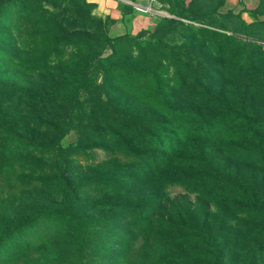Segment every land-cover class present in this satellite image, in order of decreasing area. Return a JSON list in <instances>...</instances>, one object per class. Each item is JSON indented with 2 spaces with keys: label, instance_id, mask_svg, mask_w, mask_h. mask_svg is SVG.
I'll use <instances>...</instances> for the list:
<instances>
[{
  "label": "rangeland",
  "instance_id": "obj_1",
  "mask_svg": "<svg viewBox=\"0 0 264 264\" xmlns=\"http://www.w3.org/2000/svg\"><path fill=\"white\" fill-rule=\"evenodd\" d=\"M132 1L185 24L114 35L96 3L0 4V264H264V26L227 0H198L199 21ZM88 44L120 55L96 58L94 94L77 84ZM50 131L70 155L38 154ZM148 133L180 146L144 178L119 149L147 160Z\"/></svg>",
  "mask_w": 264,
  "mask_h": 264
},
{
  "label": "trees",
  "instance_id": "obj_2",
  "mask_svg": "<svg viewBox=\"0 0 264 264\" xmlns=\"http://www.w3.org/2000/svg\"><path fill=\"white\" fill-rule=\"evenodd\" d=\"M11 1H13V0H1L0 4L6 5ZM77 1H83L89 5L94 3L92 1H87V0H77ZM186 1L187 0H182V3H181V11L182 12H180V11L175 12V9H173V8L170 9L171 12H173L176 16H179L182 18H188L189 20L199 21L201 18V15L199 13H197V11L195 10V6L198 5V0H190L187 2ZM218 5L223 6V1L218 2ZM184 12H188L189 14L184 15L183 14ZM89 13H91V10L89 11ZM257 13L264 14V10H262V0H261L260 6L258 7V9L252 11V14H254V15H256ZM204 23H207V22L204 21ZM252 23H260L261 25L264 26L263 20H258V21L252 22ZM252 23H249V24H252ZM170 24L184 25L185 23L183 20H178L175 18H167L166 16H163L161 21L156 25L154 32L160 31L163 29L164 26L170 25ZM199 29H200L201 33H208V32H215L216 33V31H212L207 27H201ZM146 31H148V30H142L139 32V34L146 32ZM222 35L224 37V44H228V38H230V35H224V34H222ZM125 37H127V36H125V35L121 36V37H119V39L122 40ZM104 39H105L106 44L115 46V44H114L115 38L112 39L109 36H105ZM86 43H88V41H86ZM224 44L220 50H225L224 47H227V46ZM88 46H89V50H88V52L84 58L82 68L77 75V80H78L77 84L80 88V91H84V92L89 93V94H94L95 93V87H96L97 83H95L96 77H92L93 72H91V69H92V67L96 61V58L98 57L99 61H101V62L110 63L111 60L118 58V56H120V55H118V56L111 55L108 57H102L98 53L93 54L92 53L93 47L89 44H88ZM242 63H243V65L246 64L248 69H251L253 73H255L257 71L253 62H251L250 58H248L246 61H243ZM218 65L223 66L221 63H218ZM243 65L241 67H243ZM233 71L235 72V70H232V69L229 70V72L232 73V75L234 74ZM188 74H190V72ZM240 75H241V71L238 72V74L236 76H240ZM241 101L242 102L240 103L239 107H240V110L243 111L246 108V106H245L246 102L244 99H241ZM222 117L224 118L225 116H222ZM39 120L41 122V124H40L41 128L44 127L45 125H49V122H47L41 118H39ZM182 127L188 128L189 130L194 128L193 120L185 118V120L183 121ZM43 131H46V130H42L41 132H43ZM58 135H59L58 132L56 133V132L50 131L46 135L47 137L38 136L37 138H35L36 146H38V150H39L38 154L44 155V156L45 155L56 156V155H59L62 153L65 156L70 155L73 150L71 148L67 149V148L63 147V145L60 143L61 136L60 135L58 136ZM165 140H168L171 142V147H169V151H170L169 153H174L179 149L178 148L180 146V145L178 146L179 142L177 144H174L173 143L174 141L172 140V138H170L169 134H165ZM175 146H177V147H175ZM135 147H136L135 150L148 148L147 154L149 156H147V158H146L147 160H143V156H140L137 151L135 153L132 146H122L119 149L120 152L119 151L118 152H119V154L121 153V154L125 155V153H123V152H124V150H126L129 154H131V156H129V157H131L133 162H136L137 166L139 168L146 169L143 172L144 178L145 177H147V178L156 177L157 175L161 174L165 164L167 162H170V160L168 158L169 153L167 152V154H162L163 151L168 150L167 144H165L164 142L162 143L161 138L159 136H157L156 134L148 133L144 137L141 146H135ZM138 158H140V159L138 160ZM178 159L180 160V163L182 164V166H188L191 164V163H189V161H191V158L188 157L187 155H180V156H178ZM153 165H155V166H153ZM63 175H65V170L63 172ZM173 181L174 180L171 179L170 183H173ZM202 184H203V182L200 181L199 182L200 187H202ZM208 186H205V184H204L205 188H209ZM236 189H237L236 190L237 193L243 192L245 190L241 186H237ZM200 191H202V190H200ZM244 193H246V192H244ZM73 201L74 200H72V202ZM64 211L65 210H63V212Z\"/></svg>",
  "mask_w": 264,
  "mask_h": 264
},
{
  "label": "crops",
  "instance_id": "obj_3",
  "mask_svg": "<svg viewBox=\"0 0 264 264\" xmlns=\"http://www.w3.org/2000/svg\"><path fill=\"white\" fill-rule=\"evenodd\" d=\"M97 4L96 11L104 16H111L115 23L111 33L114 35L132 33L137 34L142 30L154 29L162 17L169 14L164 8H156L153 3H136L132 0H91ZM123 2L121 4L120 2ZM241 1V0H240ZM244 5L236 0H227L224 9L233 8L249 23L263 20L264 14H252L258 9L261 0H244ZM151 5L152 11H145L143 7Z\"/></svg>",
  "mask_w": 264,
  "mask_h": 264
},
{
  "label": "built area",
  "instance_id": "obj_4",
  "mask_svg": "<svg viewBox=\"0 0 264 264\" xmlns=\"http://www.w3.org/2000/svg\"><path fill=\"white\" fill-rule=\"evenodd\" d=\"M87 1H91V0H87ZM144 9H145L146 11H152V7H151V5H150V6H146V7H144Z\"/></svg>",
  "mask_w": 264,
  "mask_h": 264
},
{
  "label": "water",
  "instance_id": "obj_5",
  "mask_svg": "<svg viewBox=\"0 0 264 264\" xmlns=\"http://www.w3.org/2000/svg\"><path fill=\"white\" fill-rule=\"evenodd\" d=\"M168 15V13H166Z\"/></svg>",
  "mask_w": 264,
  "mask_h": 264
}]
</instances>
